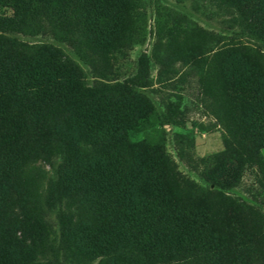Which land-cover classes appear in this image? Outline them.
<instances>
[{"label": "trees", "instance_id": "obj_1", "mask_svg": "<svg viewBox=\"0 0 264 264\" xmlns=\"http://www.w3.org/2000/svg\"><path fill=\"white\" fill-rule=\"evenodd\" d=\"M226 1L264 44V0ZM129 2L0 0V264H27L32 254V247L18 251V240L6 234L9 201L23 203L29 215L21 172L36 157L53 155L46 201L91 204L95 219L75 224L89 253L113 264H264L256 229L238 218L214 221L202 199L167 193L160 153L133 148L128 132L150 112L147 102L123 83L88 85L61 48L18 38L47 28L55 39L81 40L89 51L113 48L128 30ZM217 66L228 79L219 86L234 144L204 178L231 188L246 161L264 172V60L232 49ZM29 216L32 234L39 224Z\"/></svg>", "mask_w": 264, "mask_h": 264}, {"label": "rangeland", "instance_id": "obj_2", "mask_svg": "<svg viewBox=\"0 0 264 264\" xmlns=\"http://www.w3.org/2000/svg\"><path fill=\"white\" fill-rule=\"evenodd\" d=\"M129 3L128 30L113 48L89 51L81 40L55 39L47 28L18 38L26 44L61 48L79 66L88 85L123 83L130 87L151 109L128 132L129 140L135 149L152 148L160 153L167 193L184 201L202 199L214 221L238 218L249 223L250 231L256 229V250L264 254L263 170L246 161L231 188L212 185L204 178V172L233 143L223 120L226 96L219 85L225 80L217 69L219 57L237 49L263 63L264 44L250 34L226 0ZM260 154L264 162V147ZM54 160V155L36 157L21 172L30 216L13 197L9 201L11 219L5 221L9 224L7 236L18 240V251L33 248L27 264H113L110 257L91 254L82 247L75 231L82 217L95 219L91 204L46 201ZM60 215L65 216L64 222ZM28 216L39 224L30 228L32 234L24 219Z\"/></svg>", "mask_w": 264, "mask_h": 264}]
</instances>
